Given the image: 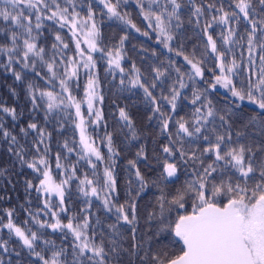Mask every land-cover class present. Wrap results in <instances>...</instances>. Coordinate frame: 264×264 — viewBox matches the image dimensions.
Masks as SVG:
<instances>
[{
  "label": "snow or ice",
  "instance_id": "1",
  "mask_svg": "<svg viewBox=\"0 0 264 264\" xmlns=\"http://www.w3.org/2000/svg\"><path fill=\"white\" fill-rule=\"evenodd\" d=\"M192 4V17L197 27H200L201 20L205 15V6L196 5L193 0H188ZM69 7L73 9L69 13V7H61L58 0H0V20L5 22L6 27L0 28V33H7L5 39L9 43L0 44V54L6 56L5 68L12 71L16 81H24L25 70L34 74V79L45 81L50 87L41 89L32 82H26L28 96L34 106L33 110H39L43 102L45 120L63 119L68 115H74L73 121L76 129L79 130V141L77 151L69 141H64L63 148L66 150L65 159L72 153L78 156L77 163L85 161L92 170V178L88 173H83L82 178L76 175V165L72 164L67 169L68 177L56 182L53 180L46 153L49 150L46 139L51 138V133L40 127L36 122H31L27 128L20 131L27 136L29 130L37 134L38 139L33 142L37 156L31 161L25 160L27 149L18 143L17 137L4 128L0 123V135L10 141L9 151L19 157L22 163L28 168L40 174L38 185L35 190L46 195H55L59 201V212H67L64 207L65 196L71 188V181H78L77 189L86 198L87 207L83 210L84 218L75 222V217L68 219L64 223L56 211H52L51 203L45 200V208L53 220H41L40 213L28 212V216L37 226L36 230L31 227H21L17 225L12 217L13 210L7 211V223L0 225L14 235L29 255L34 256L40 264H110L106 259L117 253L116 241L110 243L112 248L106 250L104 241H96V233L89 235L90 217L89 210L92 207L91 198L99 200L105 210L112 212L115 210L116 219L123 220L127 224H133L136 220V204L129 205V212L125 211L124 205H117L112 197L117 194V177L115 175V157L119 154L113 144V134L105 132L101 138L108 149V160L100 151L96 140L86 134L88 121L82 108L86 106L87 116L92 118V122L99 125L103 121V111L99 104L103 103L104 96L100 89V78L96 70L97 61L95 53H99L101 58H107V71L120 74L118 86L126 88L128 91L140 89L144 99L152 106L154 114H158L161 130L169 136V144L163 147V152L174 158L171 162L167 159L163 165L161 178L167 182L171 178L177 177L179 163L192 164V178L185 181L184 185L176 188L173 193L166 194L160 188V195L157 198L158 212L150 213V218L155 216L160 224L161 233L169 232L174 234L183 244L182 255L175 258L167 257L166 252H156L152 254L154 264H264V146L259 148L261 155L257 157L253 147L240 143L239 139L233 142L231 125L229 123L230 114H221L210 99L199 90L192 92V104L199 106L188 119L183 117L174 118L177 102L180 100L182 91L188 87V81H195L197 78L204 79L206 61L211 58L214 61L213 67L219 69V74H214V83L211 87L215 89L217 85L228 89L231 96L239 101H251L258 104L264 110V54H261L259 65V78L252 80L249 68H242L243 61H238L232 46L244 40L246 36L247 62L251 66L255 64L254 53L259 50L264 53V0H236V11H225L223 6L219 8L215 4H207L209 12L215 10L219 15H211L210 20L203 23L202 32L205 37L203 48L197 56L194 50L191 57L185 55L183 51L174 49L173 41L179 42L180 30L183 28L184 20L182 9L185 7L183 0H136V5L148 28L153 29L161 37V43L169 51H176V54L183 56V59L190 66L189 73L181 74L180 69H174L177 76L173 83L168 86V95L163 94V81L170 75L169 67L153 66L149 76L135 65L126 71L123 66L124 44L128 40V34L121 36L118 47L106 50L100 44L101 31L95 20V12L91 6L88 7L87 19L83 22L90 27L86 32L85 43L89 52L86 54L80 47L77 40L75 47L80 59L69 57L65 61L61 55L60 67L62 72H57L55 52L59 50L63 53L68 49V43L62 37L55 35V41L51 48L54 55L51 59H45V48L40 46L38 41L44 27V20L55 21L63 28L66 24H71L72 36L77 35V19L79 13L75 12V0H66ZM99 3L106 10L104 15L110 20H115L127 28L149 35L147 31L141 32V28L133 22L126 11L121 10V5L127 0H99ZM147 4V6H145ZM154 6H157L154 9ZM257 7L260 11L257 12ZM50 13V14H49ZM242 14V15H241ZM72 16L73 19H69ZM33 17L35 23H33ZM241 19L247 23L243 27V34L237 37ZM193 22L191 19L189 23ZM214 25L222 26L219 37H214L211 29ZM34 29L35 34H34ZM219 39V44H218ZM182 47V45H181ZM156 54L153 53V56ZM43 71L37 69V64ZM15 64L21 66L20 71H16ZM83 68L87 74L86 85L82 98H77L73 94V87H79L80 69ZM245 75L247 84L237 87L236 78ZM59 83V91L51 90L55 85L53 81ZM161 88L160 96L153 94V90ZM14 92V90H13ZM165 101L170 109L168 112L162 111L160 101ZM74 109V113L70 112ZM0 112H3L13 120L17 119L15 108L0 105ZM119 120L123 122L131 139H138L135 122L129 112L124 108L118 109ZM221 122L224 131H220L215 126V121ZM170 124L175 126V131H169ZM261 125L264 127V118H261ZM61 129L63 124H60ZM106 127V125H105ZM122 130V129H121ZM243 133H238L237 137ZM202 142V143H197ZM75 143V141H73ZM185 144L189 148H185ZM41 145H44V152L41 153ZM194 146V147H192ZM138 157L147 159V155L141 149L136 154ZM99 165H103L102 174L98 173ZM129 165L135 169L134 175L140 191L148 187V181L136 166L135 160H130ZM40 166H43L42 168ZM56 167L64 168L61 163L60 154L56 155ZM4 171H0V176ZM99 177V178H97ZM132 181H129L131 184ZM153 181V184H156ZM27 189H32L34 185L31 181L26 182ZM189 201H192L191 211L178 214L175 219L170 218V213L174 208L184 209ZM43 212V209L40 210ZM99 223V221H97ZM27 225V221H25ZM113 231L116 225H109ZM41 229H50L53 233L60 231L71 234L75 243L69 251L66 247L57 248L55 242L45 239L40 232ZM7 241H0V248L8 251ZM50 251V256L45 252ZM17 255L20 253L17 252Z\"/></svg>",
  "mask_w": 264,
  "mask_h": 264
},
{
  "label": "trees",
  "instance_id": "2",
  "mask_svg": "<svg viewBox=\"0 0 264 264\" xmlns=\"http://www.w3.org/2000/svg\"><path fill=\"white\" fill-rule=\"evenodd\" d=\"M58 2L61 7H69L66 0H58ZM164 2L165 0H161L162 4ZM183 3L185 4V7L182 9L184 25L180 30L179 42L173 41L172 46L174 49L183 51L185 55H189L190 57L194 50L198 56L203 48L205 41L204 34L201 30L203 23L206 20H210L211 15H219L215 10L209 12L207 4L213 3L217 8L223 6L225 11L238 12V9L235 8L236 0H193V3L196 5L205 6V15L201 20L200 27H197L191 15L192 4L188 0H183ZM75 5V12L79 13V17H76L78 23L75 29L77 33L75 37L72 36V32L70 31L71 24H66L61 28L55 21L44 20V27L40 30L42 35L38 43L45 48L46 60L51 59L54 55L51 45L57 43L54 39L55 35L59 34L64 42L69 45L68 49L64 50L63 53L59 50L55 52L57 72L63 71L60 67L61 55L64 56L65 61L67 58L74 56L80 59L75 47L77 40L81 42V49L86 54L89 52L80 37L83 30L90 27V22L88 24L83 22L87 19V9L89 6L95 12V20L100 27L101 38L99 42L106 50L118 47L120 37L126 33L128 34V40L125 41L123 49L125 58L122 62L126 71L131 69L132 64H135L145 76H149L150 78V72L153 66L169 67V61L171 60L173 63L169 67L170 75L164 79L163 85L161 86L164 95H168V86L173 83L177 76L174 71L175 68L178 67L181 74L191 71L190 66L183 59V56L177 55L176 51L169 52L163 43L160 42L162 38L158 36V33L148 28L147 21L143 19L136 5V0H127L126 4L121 5V10L126 11L130 15L133 22L141 28V32L147 31L149 33L147 36L137 33L115 20H110L107 15L102 14L106 10L103 9L99 0H75ZM156 8L157 6H154V9ZM256 11L259 12L260 8L257 7ZM72 12L73 9L69 7V13ZM69 19L71 20L73 17L69 16ZM190 19L193 22L189 23ZM33 23H35L34 17ZM246 23V21L241 19V23L238 26V38L243 34V27ZM4 27H6L5 22L0 20V28ZM221 30L222 26L214 25V28L210 31H212L214 37L218 38ZM35 31L34 29V34ZM6 35L7 33H0V44L9 43L5 39ZM232 49L237 60L243 61L242 68H249L252 80H257L259 78V57L264 53L257 50L253 54L255 64L249 66L247 62L246 36L244 40H240L238 44L233 45ZM153 53L156 55L153 56ZM93 55L97 61L96 70L100 78L101 93L104 96L103 103L98 105L103 111V121L99 125L94 124L92 118L87 116L84 106L82 111L85 112V117L88 121L86 134L96 140L106 161L108 160L109 153L105 144L101 143V138L105 135V132L113 134V144L119 154L115 157L117 194L112 199L117 205H124L125 211L129 212L130 218L131 212L129 205L134 202L136 204V220L133 224H127L123 220L118 221L115 210L108 212L103 208L99 200L91 198L92 207L88 212L91 220L89 235L95 232L96 241L103 240L105 249L109 251L113 246L110 242L112 240L117 242V253L106 257L110 261V264H154L151 257L156 252H166L167 257L175 258L182 254V242L172 233H161L159 231V220L155 216L150 218V213L158 212L157 198L160 195V188H163L166 194H171L176 188L184 185L185 181L192 178V164L191 162L179 163L177 177L171 178L167 182L162 180L161 174L165 160L167 159L171 162L174 158L169 157L168 154L163 152V147L169 144V136L167 133L162 132L158 114H154L152 106L145 101L143 92L140 89L128 91L126 88H120L118 86L120 74L116 72L114 74L116 79H113V73L107 71L106 57L101 58L99 53ZM6 63V56L0 54V105L15 108L17 119L13 120L11 116L0 112V123L4 125L6 130L17 137L19 144L24 145L27 149L24 159L31 161L37 156L32 145L38 137L31 130H29L27 136L20 130L27 128L29 123L36 122L40 127L45 128L47 132L51 133V138L46 139V144L49 149L46 156L53 180L60 182L66 179L68 172L64 169H67L72 164L76 165V175L78 177L82 178L83 173L86 172L89 178H92L91 168L85 161L77 163L78 156L76 153H72L65 159L66 150L62 146L64 141H69L70 145L76 147L77 151H79V130L75 128L73 123L76 119L75 116L68 115L63 119L49 118L46 121L42 101L39 102L41 103V108L39 110H33L34 106L28 96L26 82H32L41 89H48L50 86L43 80L34 79V74L29 70H25L24 81H16L12 71L5 68ZM213 64L214 61L211 58L206 61L204 79L197 78L195 81H188L187 76H185V82L188 84V87L182 91L181 98L177 102L176 113L173 114L174 118L179 119L183 117L188 119L191 116L194 109L199 106V102L195 105L192 104V92L199 90L212 101L221 114L225 112L230 114L229 123L231 125L230 130L232 132L233 142L239 139L240 143L252 146L253 150L256 151L257 157H259L261 155L259 148L264 146V127L261 125V118H264V110L260 109L258 104L251 101L237 100L231 96V92L228 89L220 85H217L213 89L211 87V84L214 83L213 76L214 74H219V69L214 68ZM14 68L16 71L21 70L19 64H15ZM37 69L43 71L39 63L37 64ZM86 79L87 74L81 68L78 81L79 87H73V94L77 98L83 97ZM52 83L55 87L51 90L59 91L58 80ZM236 83L237 87L245 86L247 84L245 75L242 74L237 77ZM153 94L159 97L161 88L158 87L153 90ZM160 103L162 111L168 112L170 106L163 100ZM120 107H124L134 120L138 139H131L128 134L129 130L123 127V122L119 120L118 109ZM69 111L74 113V109H70ZM61 123L63 124L62 129L60 127ZM215 126L218 130L224 131L219 120L215 121ZM169 131H175L173 124H170ZM238 133H243V135L238 138ZM10 146L13 149L16 148V146L10 145L9 140L0 135V171H4V175L0 176V225L7 223V211L13 210L12 219L17 225L31 227L35 231L37 226L34 225L28 216V212H39V218L41 220H48L49 222L53 220L50 214H44L50 211L45 208V200L50 201L52 206L51 210L58 212L59 218L64 223H67L68 219L73 217H75L74 223L81 221L84 218L83 210L87 207V204L86 198L77 189L78 181L76 179L71 181V188L65 196L64 207L67 208V212H59L58 197L55 195H46L35 190V186L38 185L39 179L42 177L39 173L22 163L13 151H9ZM44 147V145H41V153L44 152ZM189 147V145L185 144L186 149ZM141 149L147 155V159L136 155ZM57 153L60 154L61 163L64 165V168L56 167ZM130 160L136 161V166L148 181V187L144 191H140L139 189L134 175L135 169L129 165ZM40 167L42 168L43 166ZM102 169L103 165H99L97 169L98 173L102 174ZM27 181H31L34 185L32 189H27ZM129 181H132V183L129 184ZM153 181L157 183L153 184ZM191 205L192 201H189L184 209L174 208L169 214L170 218L175 219L178 214L191 211ZM42 209L43 212L40 211ZM25 221H27V225ZM109 225H116L115 231ZM40 232L45 239L54 241L57 248L66 247L71 251V247L75 243L70 233L67 234V239H65V233L60 231L53 233L50 229H41ZM0 241L8 242L7 252L3 248H0V264H40L34 256L29 255L19 240L10 234L6 228H0ZM17 252L20 254L17 255ZM45 255L50 256V251L45 252Z\"/></svg>",
  "mask_w": 264,
  "mask_h": 264
},
{
  "label": "rangeland",
  "instance_id": "3",
  "mask_svg": "<svg viewBox=\"0 0 264 264\" xmlns=\"http://www.w3.org/2000/svg\"><path fill=\"white\" fill-rule=\"evenodd\" d=\"M88 28H89V27H87L86 29H84V30H83V33L81 34V36H80V37L82 38V42L84 43L85 47H86V48H87V50L89 51L87 43H85V42H84V41H85V39H86V35H85V34H86V32H87ZM85 108H86V106H85Z\"/></svg>",
  "mask_w": 264,
  "mask_h": 264
}]
</instances>
